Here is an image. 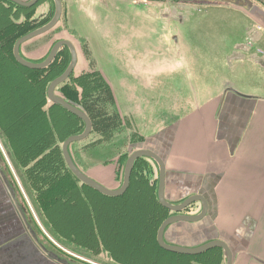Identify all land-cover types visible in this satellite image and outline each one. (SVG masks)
<instances>
[{
  "label": "rangeland",
  "instance_id": "obj_1",
  "mask_svg": "<svg viewBox=\"0 0 264 264\" xmlns=\"http://www.w3.org/2000/svg\"><path fill=\"white\" fill-rule=\"evenodd\" d=\"M61 1L63 13L57 26L48 33L25 43L22 46V55L31 62L40 63L61 40L70 41L76 48L77 66L66 82L68 87L64 92L57 89L56 95L65 100L67 98L69 103L81 108L92 120L93 130L90 137L72 146L74 157L78 155L76 159L85 170L96 164L117 161L121 165L123 179L129 156L148 148L149 141L142 135L141 128L145 123L143 118H153L149 120L150 124L146 121L148 126L146 128L158 131L166 120L180 116L181 112L185 114V106L183 110L179 105L176 107L172 103V98L178 96L174 91L176 81L177 86L181 82L183 99H185L194 91L216 95L226 86L234 88L231 83V70L238 61H248L250 66L258 71L257 75L264 77V68L257 62L259 59H264V42L255 44L254 40L257 34H264V30H259L253 23H249L245 28L242 27V23L233 25L230 17L242 15L235 13L232 8H206L202 0ZM242 1L246 2L245 5L259 8L261 17L256 21L259 20L257 24L264 29V0H238L241 6ZM0 9L5 10L2 4ZM238 10L242 12L241 8ZM2 14L0 10V49L4 50L6 59L4 61L0 56V97L7 96L6 83L14 82V79L16 82L20 80L24 82L21 83L22 87H18L22 94L21 98H17V102H0V111H2L0 112V152L5 161L6 173L12 177L18 176L16 183L21 187L23 201L29 213L33 218L37 219L38 216V223L44 225L38 204L36 210L34 207L33 210L26 197L31 191L28 185L29 179L27 177V181L24 174L22 178L14 166L12 157L14 152L10 146L12 143L9 136L11 135L12 138V135L16 132L18 135L19 131L23 135L22 152L19 153L22 162L26 163L33 159L35 154L38 156L39 166L36 174L41 187V181L47 177V172L44 171L46 168L50 170L49 178L52 177L55 181L66 175V168L60 162L64 140L70 136L80 135L84 132L85 126L62 109L53 107L47 98L48 86L53 78L58 77L66 69L70 61V52L64 50L56 59L54 66L46 72L20 74L18 68L11 64L10 56L15 39L20 33L8 19H3ZM54 14L53 0H41L38 5L27 11L10 8L6 12L7 17L12 16L18 21L22 19L24 25L32 30L31 32L47 25ZM217 21L219 22L214 23ZM242 42L249 43L251 49L261 50L263 53H256L254 54L256 57H252V54L242 55L235 49L232 52L234 44ZM217 51L219 53L216 55ZM145 56L151 65L167 72H170L172 67L168 66L172 64L177 65V74L180 73L178 68L181 69V79L177 77L171 82L172 79L161 78L162 81L171 82L174 88H171L168 97L164 89L154 87L158 84V78L154 79L151 87H147L143 86L142 79L136 76L134 69L146 63L143 59ZM116 74L119 79L128 81V83L124 82L123 86L121 81L119 83L126 91L129 89L132 93V87L135 86L136 94L133 96L129 93L130 102L125 95L119 94L120 97L116 95L114 90ZM27 80H37L40 83L37 88L38 95L35 89L26 85ZM246 86H250L249 81ZM117 88L123 91V88ZM119 100L121 104L118 103ZM34 143L38 146L37 152L34 148L30 150V146ZM41 143L49 144L50 151L43 154L40 149ZM79 152L86 156L87 160H84ZM47 155L51 158L44 159ZM154 166L153 174L158 176L159 168L155 163ZM25 172L26 170L22 169V173ZM61 187L62 184L56 185L55 192ZM58 209H61V206ZM44 237L46 238L45 235ZM68 252L76 257L85 258V261L91 264H115L110 262L106 255L91 260V254L74 249ZM212 252L222 254L220 249ZM69 257L72 263L77 262L73 256ZM175 257L164 256L163 260L168 263L174 261ZM216 257L217 261L214 259L210 264L225 263L224 256L215 255ZM205 258L206 256H203L199 260ZM80 263L83 264L81 261Z\"/></svg>",
  "mask_w": 264,
  "mask_h": 264
},
{
  "label": "crops",
  "instance_id": "obj_2",
  "mask_svg": "<svg viewBox=\"0 0 264 264\" xmlns=\"http://www.w3.org/2000/svg\"><path fill=\"white\" fill-rule=\"evenodd\" d=\"M202 3L206 8H232L235 13L242 15L230 17L233 25L242 23L245 28L249 23H253L259 30H264L257 24L259 20H256L261 17V13L254 5L248 6L242 1L241 6L238 0H202ZM254 40L255 44L263 43L264 34H257ZM238 46L250 45L246 42L235 43L232 52L234 49L239 51ZM254 51V48L251 49L249 55L263 53L261 50L252 53ZM218 53L217 51L215 54ZM240 53L245 54L243 51ZM143 59L146 63L134 69L136 76L142 79L143 86L147 87H151L154 79L158 78V84L154 87L164 89L168 97L173 88L171 82L177 77L181 79V69L178 68L180 73L177 74V65L172 64L168 66L172 67L170 72H167L151 65L146 56ZM257 72L248 61H238L231 70V83L234 88L226 86L216 95L194 91L185 99L183 86L181 82L177 86L176 81V88L173 89L178 96L172 98V103L176 107L179 105L183 110L185 106V114L181 112L180 116L166 120L158 131L146 128V121L149 122L153 118L144 117L145 123L141 128L142 135L149 141L146 150L155 152L165 162L167 201L177 205L199 194L208 203V214L202 221L171 225L165 230L164 241L171 245L192 248L222 239L235 256L234 264H264V77H259ZM116 76V95H125L129 100L130 95L136 94L135 86L132 87V93L129 89L126 91L122 87L125 79L121 80L117 74ZM162 77L172 80L165 82ZM247 81L250 83L249 87L246 86ZM117 87L123 88V91L117 90ZM118 103L121 104L120 100ZM79 155L87 160L81 152ZM77 156L74 157L75 161L88 177L110 190H117L122 186L120 163H100L85 170L76 159ZM4 166L5 161L0 152V264H76L80 261L87 264L81 256L77 258L76 263H72L68 254L62 250H66L67 245L55 241L48 229L38 223L39 217L36 216V219L31 216L23 201L21 187L16 183L18 176L7 174ZM154 168L156 170L155 166ZM149 179L150 189H146L142 186L144 178L137 177L132 188L129 185L132 192H129L126 201L122 198H104L98 193L82 190L79 198L85 196L87 203L76 208L70 204L74 200L66 195L69 197L63 201V220L59 230L67 234L66 238L73 241V245L100 253L90 256L91 260L106 255L110 262L119 264L117 262L123 257L130 258L127 252L119 255V250H115L118 243L110 235V223L119 215V211H135L138 204L134 199H139L141 193L145 194L148 200L151 199L150 195L154 191L151 182L156 181L157 176ZM156 193L158 190L155 187ZM36 196L33 191L26 195L35 210L38 204ZM65 202L69 203V207ZM201 209L202 206L198 202L183 214L197 215ZM76 213L80 218L84 217L87 225L81 222L71 223L67 215ZM169 216H172V213ZM49 217L55 221L54 215L50 214ZM76 230L78 235L74 238L70 233ZM88 231L95 232L93 239L88 235ZM151 232L147 235L149 248L154 247ZM48 237L59 244L61 249ZM161 254L160 264L188 263L187 258L177 256L174 261L165 263L164 256L174 258V255L163 252ZM148 261V258L142 259L144 264H149Z\"/></svg>",
  "mask_w": 264,
  "mask_h": 264
},
{
  "label": "trees",
  "instance_id": "obj_3",
  "mask_svg": "<svg viewBox=\"0 0 264 264\" xmlns=\"http://www.w3.org/2000/svg\"><path fill=\"white\" fill-rule=\"evenodd\" d=\"M1 4L3 5V8L5 9V10L0 9L3 13L2 14L3 19H5V20L8 19V21L10 23H12V25H14L15 28L20 33V36L15 39V42H14V46H15L16 42L21 37L31 33L32 30L28 29L26 27L27 25H24V22L22 19L21 20L19 19V21H18L12 16L7 17L6 12H8L10 8H17L19 10L27 11V10L34 8L36 5L34 7H31V8H25V7L18 6L17 4H15L11 1H8V0H0V5ZM6 4H9V5L7 6ZM14 46H13V49H14ZM13 49H12V52L10 53V56L12 59L11 64H13V67L18 68V72L20 74H23V73L38 74L41 72H46L54 66L56 59L58 58L59 55H61L63 53L64 50H67L68 52H70L68 48L64 47L60 50L56 59L48 68L43 69V70H30V69H27V68L21 66L16 61L14 54H13ZM21 55H22V47H21ZM0 56L2 57V60L5 61L6 58L4 57V50H2V48L0 49ZM22 57L25 60L30 61V60L26 59L23 55H22ZM69 57H70V61L67 65L66 69H64L61 73L59 72L60 74L58 75V77H60L67 70V68L71 62V54ZM3 64H4V62L2 61V65ZM58 77H56V78H58ZM56 78H53L52 82ZM22 81L23 80L16 82V79H14V82L10 81V82L6 83V85L8 84L7 85L8 93H7L6 97H0V102H2V103L17 102V98H21V94H22V91L20 90V88H18V87H22V85H21ZM66 82H64L63 84L58 86L56 88V90L58 89L60 92L61 91L64 92L65 89L68 87ZM50 84H49V86H50ZM26 85L28 87L35 89V93L38 95L39 92H38L37 88H39L40 83L37 80L36 81L27 80ZM23 86H24V83H23ZM49 86H48V88H49ZM33 89H32V91L34 93ZM47 91H48V89H47ZM55 94H56V91H55ZM66 101H68L67 98H66ZM53 107H57V108L62 109L63 111L68 113L70 116H73L78 121L82 122L83 125L85 126V124L82 120H80L76 116L72 115L71 113H69L68 111L63 109L62 107L55 105V104H53ZM79 109H81V108H79ZM0 112H2V111H0ZM5 132H7V131H5ZM9 132H11V131H8V133ZM14 132H16V131H14ZM3 136L4 137L6 136L5 133ZM8 136H9V134H8ZM22 137H23V135L20 133V131H19L18 135H17V132H16V134L12 135V138H11V135L9 136L10 141L12 143V144H10V146L14 152V154L13 155L11 154V155L14 159V162H15L14 166H15L16 170H18V172L20 173L22 178H23V176H22L23 174H24V177H26V180L28 177V179H29L28 185H29V187L31 186V188H32V189L30 188L31 191H33L34 193L37 194L38 207L40 209V212H41V215H42V218L44 221L43 224H44L45 228L48 229V231L50 232L51 236L54 238L55 241L57 240L58 242H60L62 244H66L67 245L66 247H68L67 249H69L70 251H71V249H74L78 252H84V253L89 254V255L91 254L90 256H95L97 254H100V253H98V251H91L90 252L88 249L81 248L78 245H73V241L68 240V238H66L65 235H67V234L62 232L61 230H59V225L62 224L61 221L63 220V216H62L63 210L62 209H63L64 198H67L70 196L72 198V200H74L70 204L72 207L76 206V208H78L80 205L84 206L87 203L85 196H82L81 199L79 198L80 192L82 190L91 191L93 193L94 192L98 193L99 195H101L104 198H122L124 201H126L128 199V195L132 192L131 188H132L133 183L135 182L137 177L144 178V181H143L144 185H142V186H144L146 189H150L148 187L149 186L148 182L151 181L149 178H151L152 176H155L153 174L154 168L152 165H153V163H155V164H157V163L150 158H146V157L139 158L135 162L134 169H133V172L131 175V182H130L132 184V185L130 184L131 188L129 186L128 191L120 197H109V196H105V195L97 192L96 190L92 189L91 187H89V186L83 184L81 181H79L73 175V173L69 170V168H68V166L64 160L63 153L61 152L60 153L61 154L60 162H62V164H64V166H65L64 168H66L65 169L66 175H62L63 177H61V178L57 179V181H55L54 178H52V177L49 178L48 172L50 170L48 168H46L44 171L47 172L46 173L47 177L43 181H41V187H39V179L37 178V174H36V169L39 166V159H37L38 156H36V154H35L34 158L30 159L26 163L21 161L19 153L22 152V150H21V148H22ZM65 141H66V139L64 140V142ZM78 143H80V142H78ZM74 144H76V143H73L72 145H70L69 151H70V155H71L74 163L79 168L77 162L74 159L73 153H72V146ZM33 148L35 149V152H37L38 146L36 143H34L33 145L30 146V150L32 151ZM40 149H41V152H43V154L45 152L50 151L49 144L41 143ZM46 158H51V156L48 157V155H47L44 157V159H46ZM30 163H34L35 165H32ZM22 169L26 170V172L22 173ZM51 176H53V175H51ZM123 176H124V174H123ZM58 184H62V187L58 192H55V187ZM151 184L153 185V187H151V188L154 191L152 190L153 193H151V195H150V198H151L150 200H148L146 198L145 194L141 193L139 196V199L138 198L134 199L138 204V206H136V208H135V211H133L132 213H127L125 211H119L118 212L119 215L115 219H113L112 222L110 223L111 224L110 235L118 243V246L116 247L115 250H119V252H118L119 255L126 254L125 252H127L131 256L130 258L123 257L122 259L119 260V262H117L119 264H144L142 262V259H147V258L149 259V261H148L149 264H160L159 263V257H160V255H162L161 253L162 252L163 253H170V252L163 250L159 246L158 242L156 241V235H157V231H158L159 227L161 226V224L166 219H168L170 217L169 215L171 213H172V215L174 213L169 211L165 207H163L158 200V194L157 193L155 194V187H156V190H158V187H159L158 176H157V180L152 181ZM66 195H69V196H66ZM65 203L67 204V207H69V203L68 202H65ZM59 206H61V209H58ZM90 207H91V205H90ZM78 210H76V211L78 212ZM60 212H61V216H59ZM50 214L54 215V217H56L55 221L51 220V218L49 217ZM67 217H69L72 224H78L79 222H81V224L87 225V221L85 222L84 217L80 218L79 214H77V213L72 215V216L67 215ZM150 232L153 236V245H154V247H151V248H149V246H148L150 243H149V239H147V235L150 234ZM70 234L74 235V238H77L78 231L76 230L74 232H71ZM88 235L93 239L95 237V232L94 231H88ZM127 236H128V238H127ZM166 243L169 244L168 242H166ZM169 245H171V244H169ZM217 249L219 250L220 248H217ZM217 249H213V251H215ZM210 251H212V250H210ZM206 253L200 254V256L197 255L195 257L194 256H185V255L176 254V253H170V254L177 256V257H185L188 259V262H189V261H194L196 259L199 260V258L206 256L207 255ZM113 258H114V256H113ZM111 259H112V257H111Z\"/></svg>",
  "mask_w": 264,
  "mask_h": 264
},
{
  "label": "water",
  "instance_id": "obj_4",
  "mask_svg": "<svg viewBox=\"0 0 264 264\" xmlns=\"http://www.w3.org/2000/svg\"><path fill=\"white\" fill-rule=\"evenodd\" d=\"M8 1H11L21 7L31 8V7H34L40 0H30L28 2L23 1V0H8ZM53 1L55 3V14H54L53 19L44 27L21 37L14 46L13 54H14L16 61L21 66L27 69H30V70H43V69L48 68L54 62V60L56 59L58 53L60 52L62 48L66 47L70 51L71 62L67 70L60 77L55 79L50 84L48 91H47V97L51 103L62 107L63 109L71 113L72 115L82 120L85 124V130L82 134L67 138L62 146L63 157H64V160L69 170L73 173V175L79 181L91 187L92 189L96 190L97 192L105 196H109V197H120L124 195L129 188L130 181H131V175L134 169L135 162L139 158H143V157L154 160L157 163L158 168H159V187H158V193H157L158 200L163 207H165L166 209L174 213L172 216H170L168 219H166L162 223L158 231L157 242L159 246L167 252L182 254V255H187V256H197V255L206 253L210 250L220 248L224 250V253L227 259V264H233V252L224 240H213L204 245H201L198 247H192V248L182 247V246H177V245H169L164 241V233H165V230L169 226L174 225L176 223H197V222L202 221L208 214V203L206 199L199 194L189 197L181 204L175 205V204L168 202L165 197L166 165H165L164 160L155 152L151 150H140V151H136L133 154H131L125 165L122 186L117 190H110L102 186L95 180L88 177L85 173H83L80 170V168H78L77 165L74 163L70 155V151H69L70 145H72L73 143H78V142L87 140L92 133L93 124H92L91 119L86 113H84L78 107L67 102L65 99L57 96L55 94V91L58 86H60L61 84H63L70 78V76L72 75L73 71L75 70L77 66L78 54H77L76 48L70 41L61 40L53 46L46 60L41 63H34V62L27 61L21 55V47L25 43L48 33L49 31L54 29L59 23L62 13H63V4L61 0H53ZM237 49L240 52L243 51L245 53H248L251 51V48L249 46H238ZM252 57H256V56L253 55ZM257 62L264 68V59H259ZM198 202L202 206L201 213L197 215H184L183 214L186 209H188L190 206Z\"/></svg>",
  "mask_w": 264,
  "mask_h": 264
},
{
  "label": "flooded vegetation",
  "instance_id": "obj_5",
  "mask_svg": "<svg viewBox=\"0 0 264 264\" xmlns=\"http://www.w3.org/2000/svg\"><path fill=\"white\" fill-rule=\"evenodd\" d=\"M38 4V3H37ZM36 4V5H37ZM54 17V16H53ZM53 19V18H52ZM81 170V169H80ZM195 204H193L192 206H194ZM192 206H190L188 209H191V207ZM188 209H186V210H188ZM185 210V211H186ZM184 211V212H185ZM201 211H202V209H201ZM201 211L199 212V213H201ZM198 213V214H199ZM161 227V226H160ZM160 227H159V229H160ZM159 229H158V231H159ZM158 231H157V235H156V241H157V237H158ZM206 244V243H205ZM202 245H204V244H202ZM201 246V245H200ZM213 251V250H212ZM212 251H209V252H207L206 254V258L204 259V260H198V259H196V260H194V261H189L188 263L187 262H185L184 264H210V262L211 263H213L214 262V259H215V261H217V257L215 258V255L216 256H224L223 258H224V261H225V263L224 264H227V259H226V255H225V253H224V250H222L221 249V252H222V254H219V253H216V254H214V252H212ZM211 253V254H210ZM210 254V255H209ZM198 256H200V255H198ZM195 257V256H194ZM234 260H235V256H234V254H233V264H234ZM220 264H222V262L220 263Z\"/></svg>",
  "mask_w": 264,
  "mask_h": 264
},
{
  "label": "built area",
  "instance_id": "obj_6",
  "mask_svg": "<svg viewBox=\"0 0 264 264\" xmlns=\"http://www.w3.org/2000/svg\"><path fill=\"white\" fill-rule=\"evenodd\" d=\"M51 241H53L60 249H61V247L59 246V244H57L52 238H50V237H48ZM62 250H64L69 256H73L76 260H77V258H79L80 256H78V257H76L75 255H73L72 253H70V252H68L67 250H65V249H63L62 248ZM84 261V263H87V264H90V262L89 261H85V260H83Z\"/></svg>",
  "mask_w": 264,
  "mask_h": 264
}]
</instances>
